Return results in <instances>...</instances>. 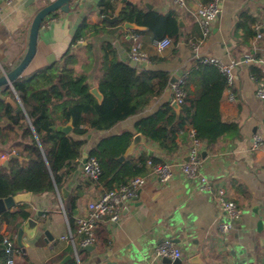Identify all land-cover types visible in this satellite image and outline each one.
<instances>
[{"label": "crops", "instance_id": "0c3cea01", "mask_svg": "<svg viewBox=\"0 0 264 264\" xmlns=\"http://www.w3.org/2000/svg\"><path fill=\"white\" fill-rule=\"evenodd\" d=\"M48 1L54 0H11V3L1 5L0 76L4 71L14 69L25 56L32 21L49 4ZM100 1H95L97 8ZM114 1L113 11L108 14L110 17H114L122 6L119 0ZM129 1L144 14L176 15L181 28L179 41L164 51H158L153 46L154 34L149 29L136 33L126 29L123 22H103L102 15L89 10L78 11L76 8L69 14L57 12L47 19L46 28H41L38 53L24 77L62 64L66 55L71 54L69 68L77 76L86 77L90 89H99L101 68L106 57L132 67L129 61L135 36L142 51L150 58L148 64H139L137 68L168 72L171 78L183 73L187 81L202 63V58H216L225 65H231L234 60L250 56V62L233 69V82L225 89L220 102L222 121L236 124L239 136H226L210 147L202 146L207 155L204 158L200 155L202 164L196 178L188 177L182 171L194 144L191 127L179 136V151L172 155H167L146 138V145L137 147L130 158L139 164L142 156H148L147 149H152L153 157L169 165L173 173L171 180L161 182L151 168L144 175L146 185L138 191L136 198L125 204L121 219L117 223L105 220L97 224L95 249L88 251L82 248L81 238L76 235L75 249L72 243L62 238L71 230L75 234L76 220L87 217L88 205L107 191L84 174L83 154L89 153L109 136L123 132L139 133L137 122L174 100L172 91L168 93L167 89L150 106L109 131L97 132L86 127L87 143L82 149V158L60 173L62 184L42 194H32L26 202L17 203L11 212L23 206L41 225L34 239L25 235L20 246L18 230L14 232L6 222L2 225L1 234L13 238L20 248L16 264H67L71 260L78 264H164L154 258V250L172 239L169 237L181 239V244H174L182 252L183 264H252L255 245L246 238L243 225L236 222L237 219L231 221L230 235L228 239L223 237L225 234L221 233L220 224L228 223L229 218L213 196L201 190L200 179L202 177L215 190L224 189L227 198L241 210L244 220L253 216L254 209L261 213L264 211V141L260 147L253 148L255 136L264 139V101L259 100L256 94L264 82V0H221L219 17L205 39L194 13L203 0H189L188 9L183 11L175 0ZM134 6L123 5L122 14ZM85 24L98 26L99 33L84 31ZM256 26L259 27V37L251 34ZM83 31L84 36L81 35ZM194 44H199L198 51H194ZM108 46L111 47L109 51L106 50ZM50 56L55 60L51 64L48 61ZM189 89L194 92L196 84H190ZM0 100L14 110H23L14 87L1 89ZM11 101L17 105L13 107ZM64 125L68 124L58 126ZM72 132L67 136H74ZM12 150V147L0 145V165L3 167L10 163L5 166L9 157L3 160L1 155ZM63 189L68 191L66 195L62 193ZM45 231L49 232L50 238L45 236ZM198 254L200 262L192 263L194 255ZM67 257L71 258L63 262ZM1 264H5L4 256ZM254 264L259 263L255 260Z\"/></svg>", "mask_w": 264, "mask_h": 264}, {"label": "trees", "instance_id": "16d2710c", "mask_svg": "<svg viewBox=\"0 0 264 264\" xmlns=\"http://www.w3.org/2000/svg\"><path fill=\"white\" fill-rule=\"evenodd\" d=\"M111 1L100 2L102 16L113 11ZM212 1L203 0L202 5ZM120 17V24L135 22L151 30L155 40L169 38L172 43H177L181 38L176 15L144 14L140 9L133 8ZM83 29L100 31L98 26L89 24H85ZM251 34L253 37L260 35L256 29ZM110 48L108 46L106 50ZM71 58L72 55L67 54L64 63L46 67L14 83L23 106L20 112L16 113L8 103L0 100V145L12 147L18 156L26 160L13 159L7 167L0 165V199L20 193L42 194L62 184L60 173L82 158V149L87 143L86 127L97 132L111 130L150 106L165 93L171 80L168 72L134 68L106 57L99 81V91L103 96L100 102L90 92L86 77L77 76L69 68ZM193 82L196 84L194 92L189 89ZM227 87V77L218 66L201 63L183 87L186 96L180 114L168 102L151 116L137 122L136 129L167 155L179 151V136L186 133L188 127L194 130L195 139L206 147L226 136L238 137V126L224 123L220 113V102ZM71 121L74 136L55 129L59 124ZM133 137L131 132L109 136L89 152V157L95 158L102 170L95 182L106 190L128 185L139 176L144 177L151 169L149 163L152 167L165 164L161 159L146 155L142 156L139 164L130 157L121 162L119 158L125 154ZM29 217L30 213L23 206L15 212L0 215V264L4 239L2 225L6 222L16 232ZM67 264L78 263L71 260Z\"/></svg>", "mask_w": 264, "mask_h": 264}, {"label": "built area", "instance_id": "2783aa9c", "mask_svg": "<svg viewBox=\"0 0 264 264\" xmlns=\"http://www.w3.org/2000/svg\"><path fill=\"white\" fill-rule=\"evenodd\" d=\"M188 1L189 0H175L176 4L182 11L188 9ZM4 2L11 3V0H0V11L1 5ZM220 3L221 0H213L209 4L199 5L198 10L194 12L197 15V22L202 30L204 39L210 35L212 27L219 17L221 12ZM46 21L47 19L45 22ZM45 22L42 24L43 29L46 28ZM255 29L259 31L258 26H256ZM133 39L135 41V45L130 54V59L141 65L148 64L150 62L149 55L142 51L138 37L135 36ZM172 44L173 43L171 39L165 38L163 40H154L153 46L158 51H164ZM193 49L194 51H198L199 44H194ZM244 58V62L241 60H234L231 65H225L219 59L209 57L202 58L201 62L203 64H214L218 66L223 74L226 75L229 87L233 82V69L242 63H248L252 60L250 56ZM186 82L187 77L185 75L179 77L172 88L174 100L180 105L184 102V98L186 96L185 92L183 91V87L185 86ZM256 94L259 100L264 101V82L259 87ZM192 132L194 144L189 151L187 162L182 165V171L188 177L196 178L198 176V169L202 164L200 150L203 144L195 139V132ZM263 141V137L255 136L253 148L256 149L260 147L263 144ZM14 153H16L15 150H12L9 153H4L1 155V159H7V157ZM149 166H151L153 171L159 176L161 182L166 183L171 180L173 173L168 164H160L152 167V164L149 163ZM82 170L84 174L93 181H97L102 174V170L98 161L93 157H88L87 161L82 164ZM200 181L201 190L208 191L213 196L216 203L220 206L223 213L228 216L229 222L220 224L221 233L227 234L232 228L231 221L239 219L242 214L241 210L238 208L235 202L227 198V194L224 189L215 190L210 185H208V182L202 177ZM146 183V178L139 176L133 179L128 185H122L113 190H107L98 199L88 205L87 217H81L76 220L75 234L71 230L70 234L66 237H63L62 239L72 243L75 249L76 237L81 238L80 245L82 248L95 246L97 242V224L104 222L105 220H108L111 223H117L122 217L125 204L128 201L136 198L138 191L141 190L146 185ZM2 244L5 264H16V258L20 254V248L17 246L15 240L10 236H4ZM181 257V250L176 248L175 244L170 240L164 241L154 250V258L157 260H161L163 258L177 259Z\"/></svg>", "mask_w": 264, "mask_h": 264}, {"label": "water", "instance_id": "95a60500", "mask_svg": "<svg viewBox=\"0 0 264 264\" xmlns=\"http://www.w3.org/2000/svg\"><path fill=\"white\" fill-rule=\"evenodd\" d=\"M96 0H54V1H48L49 4L42 8L34 17L31 27H30V34H29V42H28V50L21 60V62L11 71H4V73L0 76V90L3 88H11L14 87V83L23 78L26 75V72L28 68L30 67L31 63L33 62L34 58L36 57L38 53V42L40 37V31L42 28V24L45 22L46 19H48L53 14H56L57 12L66 13L69 14L72 11L78 9V11H94L100 13V7L97 8V5L95 3ZM102 1V0H101ZM100 1V2H101ZM73 2H76L75 5H72ZM114 0L111 1V3L114 5ZM119 3L122 5L118 8L116 15L114 17H110L108 15H104L102 17L103 22L108 23H116L120 20V16L123 12V5L127 4L131 7L134 6V3H132L129 0H119ZM100 5V4H99ZM137 9H140L136 6H134ZM146 7L151 10V7L149 5H146ZM199 6L197 7L196 11L198 10ZM77 11V12H78ZM182 24V20H180V25ZM124 27L126 29L130 30H144L146 29L143 26H140L136 24L135 22H125ZM48 61L51 64L54 62V56L48 57ZM241 61H245V58L243 57ZM130 64L132 67H136L139 65L137 62L130 59ZM184 76L183 73L179 76L172 77L170 80L169 88L167 92H171L173 85L177 82L179 77ZM90 92L101 102L103 100V96L100 93L98 88H92ZM10 101V100H9ZM13 107H15L17 104L13 101H11ZM172 107L175 109L177 114H180L181 111V105L173 100L172 101ZM21 109H16V112H20ZM58 132L63 133L65 135H69L73 130V123L72 121L68 125L64 126H58L55 128ZM147 142L146 137L142 133H137L134 135L132 143L130 144L129 148L125 152V154L119 158L121 162L125 161L127 158L132 157L135 153V150L139 146H145ZM148 157L154 156V151L150 148L147 149ZM200 155L204 158L207 155V150L205 148L200 150ZM89 157V153L83 154V163L87 161ZM13 159H18L20 161H23L24 158L18 156L16 153L11 154L9 156V159L7 162H5V166H7ZM68 191L66 189L62 190V193L66 195ZM32 195V193H20L16 196H10L5 199H0V215L4 214L8 211H12L14 207H16L17 203L19 202H26L28 201V198ZM42 213H39L41 215ZM241 215L239 219L236 220V222L243 225V228L245 230V236L250 240L252 244H254L253 249V261L252 264H254V261L256 260L259 264H264V211L261 213L259 210L254 209L253 210V216H248L245 218H242ZM40 223L38 220L34 219L33 217H29L27 220L23 221L18 228V243L20 246H22V239L26 235L28 239H34L37 235V232L40 231ZM177 230V229H176ZM46 237H51L48 231L44 232ZM230 235V232L225 234L223 237L225 239H228ZM172 238L170 241H172L175 244H181V239L177 237H169ZM88 251H93L95 249V246H89L84 248ZM192 254H195L194 252ZM71 257H67L63 262L67 261ZM194 259L192 260V263H198L200 262V255H194ZM164 264H183L182 258L177 259H169V258H163L161 260Z\"/></svg>", "mask_w": 264, "mask_h": 264}, {"label": "rangeland", "instance_id": "374dc122", "mask_svg": "<svg viewBox=\"0 0 264 264\" xmlns=\"http://www.w3.org/2000/svg\"><path fill=\"white\" fill-rule=\"evenodd\" d=\"M91 90V89H90Z\"/></svg>", "mask_w": 264, "mask_h": 264}]
</instances>
